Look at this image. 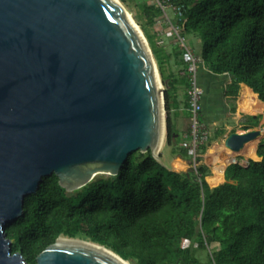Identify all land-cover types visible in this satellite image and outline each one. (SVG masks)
<instances>
[{
  "label": "water",
  "instance_id": "water-1",
  "mask_svg": "<svg viewBox=\"0 0 264 264\" xmlns=\"http://www.w3.org/2000/svg\"><path fill=\"white\" fill-rule=\"evenodd\" d=\"M164 89L146 38L119 1L0 0V264H27L5 228L44 177L54 174L73 192L117 176L136 151L165 166ZM261 134L233 132L223 144L239 152ZM232 164L247 166L232 160L223 175ZM207 178L210 188L222 184ZM61 238L90 243L59 237L36 264H120Z\"/></svg>",
  "mask_w": 264,
  "mask_h": 264
},
{
  "label": "trees",
  "instance_id": "trees-1",
  "mask_svg": "<svg viewBox=\"0 0 264 264\" xmlns=\"http://www.w3.org/2000/svg\"><path fill=\"white\" fill-rule=\"evenodd\" d=\"M170 2L183 6L180 34L198 35V57L205 69L229 76L223 96L235 104L239 85L244 84L264 105V0ZM141 8L147 23L138 15L134 20L165 87V146L191 160L192 136L181 137L168 104L170 91L182 90L186 96L189 80L164 71L172 57L185 66L182 52L178 46L170 52L166 46L157 47L159 34H151L148 27L159 19L166 26L163 12L153 0H143ZM170 21L177 23L174 15ZM184 106L188 108L187 97ZM246 119L257 127L261 115ZM248 125L244 130L254 128ZM223 134L220 128L205 143H199L203 136L198 134L194 157L198 165L187 172H171L149 151H136L117 176H97L73 192L63 189L54 174L44 177L38 190L25 197L22 216L5 228L12 253L36 264L42 251L64 237L103 246L129 264H201L196 256L201 250L208 251V264H264V141L256 150L261 161L228 166L225 182L210 188L205 181L210 171L200 164V155ZM187 236L191 242L183 245Z\"/></svg>",
  "mask_w": 264,
  "mask_h": 264
},
{
  "label": "rangeland",
  "instance_id": "rangeland-1",
  "mask_svg": "<svg viewBox=\"0 0 264 264\" xmlns=\"http://www.w3.org/2000/svg\"><path fill=\"white\" fill-rule=\"evenodd\" d=\"M118 1L121 3L120 0H118ZM142 2H143V0H125V3L124 4L121 3V4L133 20H134V17L138 15L141 18V22L146 24L147 23V17L143 14V10L141 8ZM166 12H167V15L169 16V18L171 19V17H173L172 9L168 8L166 10ZM134 22H135V20H134ZM136 25L138 26L137 23H136ZM139 29H140V27H139ZM148 29H149V32L151 34H153V33L159 34L155 38L157 47L165 46L167 43V39H172L174 41L173 45L172 44L169 45V43H167V46H169V51L175 49L176 46H178V44H176V42H175L173 34H171L170 32H168L166 30V26L162 25V23L160 22V19L158 21H156L154 26L148 27ZM160 32H162L163 34L161 35ZM184 39H185L184 42H185L186 47L191 52H193L194 55L199 56L200 52H201V42L199 40L198 35H196V34H190V35L185 34ZM174 45H175V48H174ZM180 57L182 58V53H181ZM154 61H155V59H154ZM175 61H176V59L174 57H172L170 60V63L166 64L164 66L165 73L166 74L172 73V74H174L175 78H177V79L182 78V77H186L185 68L183 66H180V64L178 65V63H176ZM172 66H173V68H172ZM156 67H157V65H156ZM202 67H203V64L201 63L198 67V77L201 73ZM159 79H160V83L162 85V88H165L162 81H161L160 76H159ZM224 82H225V79H223V80L220 79V80H218V82H216L217 83L216 86L218 87V89L216 88L215 98L210 101L209 107L207 109H205V110L202 109V113H201L202 118L199 115V119H198V121L200 122V128H196L197 134L202 132V136H203L202 139L199 141V143H201V142L205 143L207 138L211 137L212 134L216 130H218L220 128L224 129V134L222 136H220L218 139L212 141L208 145L205 153L200 155L202 157L200 164H204L209 168L210 175H211V165L209 164V161L206 158L209 150L211 148L215 147L217 144H223L225 138L230 133H233V132L240 133V132L246 131V130H244V128H245V126L248 125L247 119H246L247 116L261 115V119H260L259 124H258L259 126L255 127V128H251V129H260V128L262 129L261 137L257 138V146L259 145V143L261 141H264V111L261 113L253 114V115L240 112L239 108H237V102L235 105L231 102L230 99L224 98L222 96V93L220 92V88H221V90L224 89ZM205 96H206V92L203 91L202 99ZM233 106H236L235 107L236 110L234 109V111H232ZM182 118H183L184 128H181V130H180L181 131V134H180L181 137L186 138L187 136H189V137L193 136L192 132H193L194 128L191 125L189 114H187L186 112H183ZM201 120H203V123H201ZM248 127H254V125L251 123L248 125ZM197 142H196V144H197ZM193 146H194V142H193V137H192V140L189 143L190 155H191L192 159L191 160H183L178 155L173 154L172 153L173 148L172 147H166L165 141H164V144H163V147H162L160 153H162V160H163L165 166L167 168L169 166H173L177 170H182V171H187V170L189 171L194 166H197L198 163L194 162V157L197 156L198 153L194 151ZM237 155L238 156L236 157V160L238 163H240L242 165H246L248 163V160H251V159H244L243 156L240 154H237ZM190 238H191L190 236H187L184 240L183 245H188L191 242ZM192 243L194 244L193 246L198 245V243L195 240ZM207 252H208L207 250H201V251H198L196 253V256L198 257L199 262L201 264H208Z\"/></svg>",
  "mask_w": 264,
  "mask_h": 264
},
{
  "label": "bare ground",
  "instance_id": "bare-ground-1",
  "mask_svg": "<svg viewBox=\"0 0 264 264\" xmlns=\"http://www.w3.org/2000/svg\"><path fill=\"white\" fill-rule=\"evenodd\" d=\"M238 108L240 112L252 115L264 111L263 103L259 101L257 95L247 87H244L243 91L241 92ZM256 147L257 139L246 143L242 150H240L239 152H232L231 150L226 148L224 144H217L215 147L211 148L206 157L209 161V164L211 165V175L207 178L210 186L214 187L224 182L223 170L228 163H230L232 160H236V157L238 156L237 154L242 155L244 159L257 160L258 158L256 155ZM58 243H61L63 245H77L81 247L96 249L99 252L115 259L120 264H129L127 262L120 261L118 256L112 254L109 250L94 246L90 243L63 238L59 239Z\"/></svg>",
  "mask_w": 264,
  "mask_h": 264
},
{
  "label": "built area",
  "instance_id": "built-area-1",
  "mask_svg": "<svg viewBox=\"0 0 264 264\" xmlns=\"http://www.w3.org/2000/svg\"><path fill=\"white\" fill-rule=\"evenodd\" d=\"M154 3L162 10L163 16L162 19L165 20L166 23V30L173 34L176 44H178L179 49L182 52V59L185 63V72L186 77L189 80V86L186 89V97H187V104H188V112L190 117V122L193 129L192 137L194 142V151L196 148V142L198 141L199 137L197 134L196 128H200L199 114L202 110V96L203 90L201 87L197 85L196 77H197V70L199 65L202 63L201 59L194 55L185 45V39L180 34V26L178 25L179 22L182 21L183 18V6H174L170 2V0H153ZM170 8L173 11V15L176 18L177 23H173L170 21L169 16L167 15L166 10Z\"/></svg>",
  "mask_w": 264,
  "mask_h": 264
},
{
  "label": "crops",
  "instance_id": "crops-1",
  "mask_svg": "<svg viewBox=\"0 0 264 264\" xmlns=\"http://www.w3.org/2000/svg\"><path fill=\"white\" fill-rule=\"evenodd\" d=\"M160 33H161V35L163 34L162 32H160ZM167 43H169V45H171V44L173 45L174 41L172 39H167ZM167 43L165 46H166L167 50L169 51V46H167ZM174 48H175V45H174ZM172 68H173V66H172ZM220 79H222V80L225 79V82H224V89H225L226 85L230 81V78L228 75H215V74L211 73L210 71L206 70L204 65H203V67L201 69V73L198 77V70H197V77H196L197 85L199 87H201L203 91L206 92V96L202 99V109H204V110L207 109L209 107L210 101L215 98L216 88L218 89V87L216 86V84H217L216 82H218V80H220ZM244 87H247V86L244 84L239 85L238 96L236 99L237 108L239 105L241 92L243 91ZM247 88H249V87H247ZM224 89L221 90V88H220V92L222 93V96H223ZM185 101H186V96L184 95L183 91L179 90L177 93L175 91H170L169 98H168V104L170 106V114L175 116L174 124H175V127L179 131L180 134H181V131H180L181 128H184L182 113L186 112L187 114H189L188 108H186L184 106ZM236 102H235V105H236ZM235 107L236 106H234V108ZM224 181H225V178H224Z\"/></svg>",
  "mask_w": 264,
  "mask_h": 264
}]
</instances>
